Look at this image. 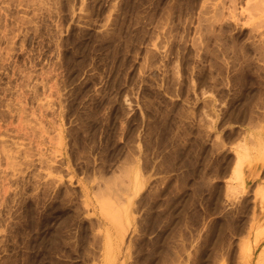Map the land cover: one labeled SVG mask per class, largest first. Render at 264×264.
Listing matches in <instances>:
<instances>
[{
  "label": "rangeland",
  "instance_id": "rangeland-1",
  "mask_svg": "<svg viewBox=\"0 0 264 264\" xmlns=\"http://www.w3.org/2000/svg\"><path fill=\"white\" fill-rule=\"evenodd\" d=\"M260 186L264 0H0V264H264Z\"/></svg>",
  "mask_w": 264,
  "mask_h": 264
},
{
  "label": "bare ground",
  "instance_id": "bare-ground-1",
  "mask_svg": "<svg viewBox=\"0 0 264 264\" xmlns=\"http://www.w3.org/2000/svg\"><path fill=\"white\" fill-rule=\"evenodd\" d=\"M237 172L241 175V171L240 170H237ZM237 173V175H238ZM260 193H262V196H264V188L262 186L259 187V191Z\"/></svg>",
  "mask_w": 264,
  "mask_h": 264
}]
</instances>
